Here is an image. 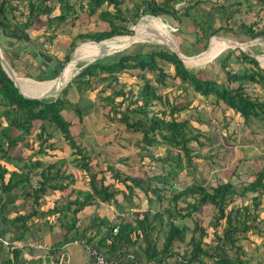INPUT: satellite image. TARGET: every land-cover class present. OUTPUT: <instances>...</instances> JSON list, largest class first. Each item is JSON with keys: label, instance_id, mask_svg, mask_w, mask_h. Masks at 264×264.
I'll use <instances>...</instances> for the list:
<instances>
[{"label": "trees", "instance_id": "16d2710c", "mask_svg": "<svg viewBox=\"0 0 264 264\" xmlns=\"http://www.w3.org/2000/svg\"><path fill=\"white\" fill-rule=\"evenodd\" d=\"M125 1L0 0L2 56L16 72L37 80L51 79L59 73L73 47L80 41L97 42L131 34L130 29L109 19L112 16L115 20L119 18L125 21L126 18L119 15L120 5ZM244 1L250 4L249 0ZM256 1L263 8L264 0ZM174 3L175 0H136L131 6V22L148 14L155 17L167 15L180 23L181 16L174 8ZM19 4L24 9L19 8ZM103 5L111 6L115 11L98 12L97 16L107 23L106 29L104 26L93 27L73 34L62 61L56 59L55 55L49 58H54L56 62L53 64L48 62L49 59L46 62L42 58L46 46L55 38L57 29L72 28L80 18V13L87 20ZM15 13L22 19L17 20ZM195 22L199 24L202 19L197 21L195 18ZM238 27L248 40L264 36V26L257 30L254 24L239 22ZM219 29L220 26L209 30L208 37L217 35ZM59 41L61 43L62 40ZM252 46L249 49L253 53H261ZM224 51L225 54L219 53L209 59L215 63L214 66L210 65L213 73L216 75L221 71L224 75L222 80H217L203 67L184 65L165 45L131 43L112 55L89 63H77V70L65 85L76 92L79 100L74 103L66 99L64 90L49 97L43 95L46 98L24 97L0 66V160L12 167L8 170L0 163V264H76L71 262L64 249L68 244L83 247L81 241L90 244L112 264H169V259H173L171 264H206V260L210 264H249L250 256L243 249L241 239L253 228L250 223L255 224L258 216L256 210L261 197H264V164L245 174L244 180L235 168H231L228 176H216L214 183L205 178L198 181L193 174L191 183L176 187L180 181L178 173L186 168H194L192 157L206 156L190 145L194 142L202 146L199 140L201 136L189 119H177L174 115L186 107L176 106L158 93L148 79H144V73H150L154 83L160 86L167 84V77L177 79L192 94L212 96L211 105L231 110L244 122L253 118L264 125V68L239 48L237 54L231 48ZM260 56L262 54L257 56L259 60ZM11 57L18 59L24 66L25 60L34 61L37 74L31 76L25 69L16 68ZM158 61L171 65L173 73L169 75L165 72ZM231 61L247 63L248 66L242 70H233L229 68ZM47 70L51 75L45 77L42 73ZM123 72L141 79L136 92L130 87L124 90L122 85L115 88L117 76ZM93 81L101 83L99 102L84 103V92L92 90ZM247 82L258 85L262 95H250L245 89ZM109 88H112L109 94L100 95ZM116 97L119 100L115 101ZM155 103L165 108L154 110L151 106ZM90 116L97 119L100 126L103 120H108L110 127L122 124L127 130L139 133L141 136L136 140L140 150L137 151L139 161L147 158V161L159 162L160 172L142 177L120 176L118 170L108 165L113 180L106 183L104 175L97 178V170H94L96 167L89 162V150L78 143L83 132L90 136L84 121L85 117ZM157 146L164 147L163 155H154L150 151V148ZM108 147L113 153L123 148L117 141L109 140L100 149ZM53 151L65 152L66 156ZM98 154L99 150L94 154L97 159ZM74 170H80L81 174H75ZM6 173L8 176L4 180ZM116 182L121 183L123 188L115 186ZM134 189L144 195V208L140 207L143 200L139 195L138 202H134L131 196ZM48 194L57 196L51 206L39 208V200ZM18 196L22 198L21 202L15 204ZM26 196L32 199L29 205L23 204ZM247 196L250 204L235 203L237 198L244 199ZM163 199L166 203L159 208L158 204ZM103 203L112 204L116 213L113 212L110 218L94 214L85 224L78 222L79 213L85 214L90 209L87 207L93 206L91 209H95ZM204 208L206 211L211 210L208 223L213 228L214 238L209 243H203L206 231L202 219L195 216L202 213ZM11 211L14 212L13 216L8 215ZM33 217H42L43 222L38 224L32 221ZM49 217H52V221L48 220ZM156 221L158 226L163 225L164 230L160 248L151 236ZM42 223L48 227V231L54 226L62 228L61 237L49 244L36 240V232L40 230L38 226ZM217 225H221L219 233L215 231ZM115 226L117 232L111 235ZM30 236L36 237V241L45 243L48 248H28L26 252L30 256L24 258V248L27 247L23 243L30 240ZM107 237H110L108 242ZM14 243L19 246L11 247ZM174 244H183L184 248L174 249ZM85 262L86 259L82 264ZM256 264H261V261H256Z\"/></svg>", "mask_w": 264, "mask_h": 264}, {"label": "rangeland", "instance_id": "374dc122", "mask_svg": "<svg viewBox=\"0 0 264 264\" xmlns=\"http://www.w3.org/2000/svg\"><path fill=\"white\" fill-rule=\"evenodd\" d=\"M84 2V0H78ZM162 1V0H157ZM136 2V0H126L120 5L121 13L125 17V21H120L119 18L115 20L112 16L109 19L116 24L124 26V28L130 29L132 28L137 30L139 33V40L135 43H153V44H161L167 41H172L174 45L177 47L178 51L184 55L192 56L197 53H200L198 56L202 55L206 51L207 42L211 36L209 35V30L215 29L220 26V29L217 32L218 37L221 38H231L238 42H246L249 41L245 35L240 31L238 27L239 22L244 24H254V27L259 30L262 26H264V6L261 8L262 4L257 2L256 0H249L250 4L245 3L244 0H175L174 8L177 9L180 14L181 21L178 23L173 20L171 17L165 16H151L148 14H144L139 16L137 19L132 21V4ZM138 2V0H137ZM238 3V4H236ZM77 5H75L76 8ZM19 8H23L21 4L18 5ZM24 9V8H23ZM77 9V8H76ZM100 10H106L110 13H113V9L111 6H102L95 11L92 15H90L87 20L80 13V18L76 21L75 25L72 28H63V35L58 37V40H62L61 43L56 42V38L52 39L51 44L46 46V51L42 58L48 60L53 56L50 53V50H58L60 52L59 61H62V56L65 52H67V43L70 40V36L75 33L84 32L89 28H99L100 26H104L106 29L107 23L100 19L97 16ZM115 12V11H114ZM187 15H186V13ZM15 18L17 20L22 19L17 13H15ZM197 21H201V23H196ZM84 19V20H83ZM82 20V21H81ZM81 21V23H80ZM94 24V26H93ZM106 26V27H105ZM61 28V24L59 25ZM205 30L203 32L201 30ZM175 29V30H174ZM60 31V29H57ZM51 32V30H48ZM70 32V33H69ZM149 34V36L145 35ZM159 34L163 35L162 37ZM129 34H126V36ZM141 35V36H140ZM122 36V35H118ZM118 36H113L106 40H115L113 38H117ZM122 36L120 38L126 37ZM264 37V36H259ZM142 38V39H140ZM217 38L211 37L209 41V51L205 59L200 60L198 62L186 63V66H194V67H203L209 75H214L217 80H222L224 75L221 71H219L216 75L213 73L211 66H214L213 59L210 58L218 55L219 53L225 54V49L231 48L234 49V53H238V48L230 45L229 42H223L216 40ZM55 40V41H53ZM86 41H80L75 49L73 47L72 53V62L74 67L71 69V73L65 75L68 77L66 80L64 79L59 85L55 86L54 89L45 94L48 97L51 95H56L61 92L66 91L65 97L70 103H74L78 98L76 92L71 87H66V82L73 76L74 71L77 70L76 65L77 62L75 57H90L97 53L113 51V48H117L116 45L112 46H104L99 48H87ZM60 42V41H59ZM52 47H48L51 46ZM124 44H121L122 47ZM205 46V48H204ZM255 45L252 48L255 51H260L262 54L260 56L259 66L264 68V42L261 45H258L257 48ZM128 47V46H127ZM249 48V47H248ZM183 51H186L183 53ZM199 51V52H197ZM204 51V52H202ZM251 51V50H250ZM252 52V51H251ZM71 53V52H70ZM116 52L110 53L112 55ZM187 53V54H186ZM253 53V52H252ZM255 54V53H254ZM194 56V57H198ZM89 59V58H86ZM217 59V57H216ZM215 59V61H216ZM52 60V61H51ZM54 60L50 59V63H53ZM162 65V68L169 75L173 73L172 66L158 61ZM196 63V64H195ZM247 63L241 62H230V69L233 70H242L244 67H247ZM45 77L50 76V72L45 71L42 73ZM144 79H148L153 85L156 87V91L160 93L162 96L166 97L169 101L174 102L176 106H185V109H182L174 115L177 119L187 118L190 120L193 128L200 133L199 140L203 143L202 146H198L194 142L190 143L192 147L198 148L200 154L206 155L205 157H192L194 168H186L180 171L178 174V178H180L179 184L176 187L181 188L185 185L191 183L192 175L197 178L198 181L200 179L205 178L211 183H214L215 177L221 176L226 177L230 172L231 168H235V171L238 173L240 177L250 173V171H255L262 163L264 164V125L259 123L257 120L250 118L247 122H244L241 117L233 114L229 109H223L222 107L211 105L213 103L212 96L203 97L197 94H192L189 88L185 84H180L177 79L172 80L170 77L166 78L167 84L164 86L156 85L152 79L150 73H144ZM118 83L115 85V88H118L120 85L123 86L124 90H127L128 87L132 89L133 92H136L138 89V85L142 82L140 78L134 75H129L126 73H120L117 76ZM50 81V80H49ZM47 82V81H46ZM19 85L23 91L26 92L27 95L30 96H38L39 91L45 90L49 85H46V88H39L37 84H32L27 81V83L19 82ZM18 85V86H19ZM45 85V83H44ZM92 90H88L84 92V103L87 101L94 102L98 101L99 93L98 90L101 87V83L97 81L92 82ZM112 88H109L102 92L100 95L109 94ZM245 89L250 95H262V90L258 85L247 82L245 85ZM22 91V92H23ZM44 95V94H43ZM79 100V99H78ZM115 101L119 100V97L114 99ZM99 102V101H98ZM124 106V105H123ZM122 106V107H123ZM151 108L155 109H163L164 105L155 103L151 106ZM100 115V113L98 112ZM72 118L74 119L73 115ZM75 120V119H74ZM84 121L86 122L87 128L90 131V136H87V133H82V135L78 139V143L85 146L90 152V165H95L96 169L91 167L96 171V177L98 178L100 175L105 176V182L108 183L112 181L111 173L107 169L108 165H111L113 168L118 170L120 176L129 175V176H144L145 174H152L160 172V163L155 161H147V158H144L141 162L139 161V155L137 154L138 146L136 145V140L140 138L139 133H135L127 130L122 124L117 125V127H110L108 120H103V125L100 126L97 119H94L93 116L89 118L85 117ZM33 131V130H32ZM203 136V137H202ZM93 140H92V138ZM93 141L89 143V141ZM109 140L117 141L119 144H122L123 148L120 152L113 153L110 150V147L100 149V147L106 144ZM94 142L96 144H94ZM35 144V143H34ZM99 150V159L94 155ZM150 151L154 155H163L164 147L157 146L150 148ZM27 152V151H26ZM30 151H28L29 153ZM56 154L65 155V152L53 151ZM93 152V153H92ZM140 152V150L138 151ZM212 157H208V156ZM96 162V163H95ZM0 163H3L0 160ZM99 163V164H98ZM3 165L8 169H12V167L6 163ZM68 166V165H67ZM63 169V167L61 168ZM67 169L64 168V170ZM190 170V173L188 171ZM75 174H81L80 170H74ZM231 173V172H230ZM84 178H86L85 174H82ZM226 175V176H225ZM8 174L4 175V180L7 178ZM214 177V178H213ZM250 177H248V180ZM115 186L122 187V184L119 182L115 183ZM137 195L142 197V202L140 207L144 208L146 206V200L142 193H139L138 189H134L131 194L134 202L137 201ZM151 198L152 195L150 194ZM53 195L48 194L43 196L39 200L38 207L41 209H45L46 207L51 206V199ZM21 197L18 196L15 200V204L21 202ZM236 199V198H235ZM32 203V199L29 196L25 197V201L23 204L29 205ZM166 201L163 199L160 204H158L159 208H162L165 205ZM235 203H247L250 204V199L247 196L246 198H237ZM112 204H102L97 206V210L93 211V215L97 214L99 217H106L116 212L115 207ZM93 206L87 207L90 208V212H92L91 208ZM139 208V207H138ZM134 210H137L136 208ZM23 211V210H22ZM205 211V212H204ZM114 212V213H113ZM257 218L255 220V224L250 223L251 227L250 231L247 233V236L244 239H241V245L248 256H250L249 264H256V261H261V264H264V197H261V202L258 205V209L256 210ZM14 212H9V216H13ZM107 215V216H106ZM195 216H198L202 219V225L205 228L206 235L203 238V243L212 242L213 236V228L208 223L209 217H211V210L206 211L204 208L202 213H198ZM88 218L86 217L87 221ZM164 218V214H163ZM42 217H33L32 221L36 223L43 222ZM48 220L52 221V217H49ZM82 223V221H81ZM39 231L36 234L45 231H48V227L42 223L39 225ZM162 228V229H161ZM260 232L257 233L256 231ZM215 231L219 233L221 231V225H217L215 227ZM164 234L163 225L158 226L157 221L155 222V228L151 231V236L156 242V246L160 248L162 243V235ZM197 234V232H196ZM38 236V235H36ZM61 236V235H60ZM30 240H35L34 236H30ZM39 238V236H38ZM36 240H40V239ZM42 241V240H41ZM140 242V241H139ZM77 247L78 257L81 255V258L75 259L71 261L72 263H76L79 261L84 262L86 259V255H84V248L79 245H67L65 246L64 251L69 253V249ZM69 248V249H68ZM172 248L181 250L184 248L183 244L180 245H172ZM26 251L28 248H24ZM233 251V249H231ZM28 254V253H27ZM24 255V254H23ZM24 257H28L26 254ZM72 260V259H71ZM173 259H169L168 263L171 264ZM206 264H210L209 260H206Z\"/></svg>", "mask_w": 264, "mask_h": 264}, {"label": "water", "instance_id": "95a60500", "mask_svg": "<svg viewBox=\"0 0 264 264\" xmlns=\"http://www.w3.org/2000/svg\"><path fill=\"white\" fill-rule=\"evenodd\" d=\"M135 34V30L132 28V33L130 35H127V38L126 40L122 43L124 44L122 47L121 46V43L118 41L116 47L117 48H113V51H107V52H102V53H97V54H94L90 57H82V58H79L78 56L75 57L76 61L77 62H86V63H89V62H93L95 60H98L100 58H103L104 56L110 54V53H113V52H117L125 47H127L129 44L131 43H134L136 41H138L139 39H133L132 37L134 36ZM211 37H215V38H218V39H223V40H228V41H231L233 39L231 38H221V37H218L216 35H213ZM210 37V38H211ZM210 38L207 42V45H206V48L204 51L207 50L208 48V45H209V41H210ZM264 37H256L252 40H249V41H246V42H238V41H235L233 40V42H235V45H237L241 51H244L246 52L247 54H249L250 56H252L257 62L260 63V60L257 58L258 55H261V54H254L250 51V49L248 48L249 46L251 45H261V40L263 39ZM142 39V38H140ZM104 41V40H102ZM89 42H94V43H100L101 41H98V42H95V41H89ZM164 44L165 46H167L171 51H173L177 57L181 60L182 63H184V54L180 53L177 49V47L174 45V43L172 41H170V43H162ZM76 46H74V49H75ZM73 49V50H74ZM73 50L71 51L70 55H69V59L67 62H65V64L62 66L61 70L59 71V73L51 78V79H47V80H34V79H31V78H26L25 76H22V75H19V74H16L15 71L12 70V68H10V66L7 64V62L4 60L3 56H2V53H1V50H0V66L1 68L4 70V72L7 74V76L12 80L13 84L15 87H17L18 89V92L21 93L24 97H28V98H46V96H43V95H38V96H30V95H27L25 94L24 92L21 91V89L19 88L17 82L13 79V76L12 75H16L17 77L19 78H23V79H26V80H31L32 82H34L35 84H39L41 82H46L48 80H57L59 78V76L61 75L62 73V70L64 68V66L72 59V53H73ZM202 51V52H204ZM201 53V52H200ZM200 53H197L195 55H192L191 57H194V56H198ZM86 58H89V59H86Z\"/></svg>", "mask_w": 264, "mask_h": 264}, {"label": "crops", "instance_id": "0c3cea01", "mask_svg": "<svg viewBox=\"0 0 264 264\" xmlns=\"http://www.w3.org/2000/svg\"><path fill=\"white\" fill-rule=\"evenodd\" d=\"M63 32H64V30H60V31H55V33H56V36H55V38H56V42H58L59 40V38L58 37H61L62 35H63ZM70 33V32H69ZM4 37H6V36H4ZM71 37V36H70ZM53 41H55V40H53ZM224 42V41H223ZM48 47H52V45L51 46H48ZM50 53H52L53 55H55V57H57L58 59L60 58V52H58V50L56 51V50H50ZM66 53V52H65ZM64 53V54H65ZM63 54V55H64ZM70 55V54H69ZM53 57V56H52ZM44 59V58H43ZM54 59V58H53ZM73 59V58H72ZM45 60V59H44ZM46 62L48 61V60H45ZM52 61V60H51ZM11 62H12V64L13 65H15L16 66V68H19V69H25L27 72H28V74L29 75H31V76H33V75H35V74H37V70L35 69V67H34V61H31V60H29L28 59V61L27 60H25V64H26V66H24V65H22L19 61H18V59H16V58H12L11 57ZM49 63H50V59H49V61H48ZM54 62H56V61H54ZM53 62V63H54ZM53 63H50V64H53ZM13 70V69H12ZM14 71V70H13ZM15 73L16 74H19V75H22V76H25L26 78H30V77H28V76H26V75H24V74H22V73H20V72H16L15 71ZM31 79H34V78H31ZM20 80H24V83H27V81H29V83H32V84H35L34 82H32L30 79L29 80H26V79H23V78H21ZM35 80V79H34ZM37 80V79H36ZM47 80V79H46ZM45 81V80H44ZM49 81V80H48ZM47 81V82H48ZM51 81V80H50ZM51 195V194H50ZM53 195V197H52V199H51V204L53 203V199H55L56 198V196H57V194H52ZM113 207V206H112ZM92 210V212H90V210H87L86 212H85V214L84 213H79L78 214V217H79V220H78V222H81L82 221V224H85L86 223V221H87V219H86V217H91L93 214V211H95V210H97V208H95V210H93V209H91ZM116 213V212H115ZM62 232H63V229L62 228H58V227H56V226H54L53 228H51L50 229V231H45L44 233H42V232H40V233H38L37 235L39 236V238L38 239H40V240H42V241H44V242H46V243H52V242H54V239L55 238H59V237H61L60 235L62 234ZM98 236H96L95 237V239L97 238ZM35 239H36V237H34ZM68 245H71V244H68ZM67 246V245H66ZM69 249V248H68ZM69 252H70V256H69V253L68 252H66L65 251V254H67L69 257H70V259H72L71 261H74L75 259H79V258H81V255H79V257H78V252H77V247H73V248H71V249H69ZM23 254L25 255H27L28 257L30 256V255H28L27 254V252L26 253H24L23 252ZM23 255V256H24ZM84 255H85V251H84ZM28 257H24V258H28ZM83 262L82 261H79V262H77V264H82Z\"/></svg>", "mask_w": 264, "mask_h": 264}, {"label": "bare ground", "instance_id": "6f19581e", "mask_svg": "<svg viewBox=\"0 0 264 264\" xmlns=\"http://www.w3.org/2000/svg\"><path fill=\"white\" fill-rule=\"evenodd\" d=\"M139 33L136 29H135V34L134 36L132 37L133 39H138L139 37ZM147 36L150 37L149 34H145ZM141 36V35H140ZM160 37H162L163 35L159 34ZM127 36L126 37H123V38H119V39H115V40H104V41H101L100 43H94V42H89V41H86V46L87 48H99V47H104V46H112V45H117L118 41L122 44L125 40H126ZM218 41H224V42H229L230 45H232L233 47H238L237 45H235V42H233L232 40L231 41H228V40H223V39H216ZM263 43L264 42V38L261 40ZM165 43H170V41H167ZM209 51V46L207 48V51L205 53H203L202 55L198 56V57H191V56H185L184 57V61H188V62H198L200 60H203L206 58L207 56V53ZM74 67V64L72 62V59L64 66L63 70H62V73L61 75L59 76V78L57 80H51V81H48V82H41L39 84H37L39 86V88H46V85H49L45 90H41L39 91V95H45V94H48L50 93L55 86L59 85L64 79L66 80L68 77H65V75L71 73V69ZM13 76V79L17 82V84L19 85V82H24V80H20L21 78L17 77L16 75H12ZM45 83V85H44ZM20 87V85H19ZM21 90L22 87L20 88Z\"/></svg>", "mask_w": 264, "mask_h": 264}, {"label": "built area", "instance_id": "2783aa9c", "mask_svg": "<svg viewBox=\"0 0 264 264\" xmlns=\"http://www.w3.org/2000/svg\"><path fill=\"white\" fill-rule=\"evenodd\" d=\"M116 232H117V226L112 228L111 235H114ZM109 238L108 237L106 238V242H108ZM74 243H76V242L74 241ZM80 243L82 244V246L86 250V257L87 258H86L85 264H112L110 261H108L105 258V256L102 253L97 251L90 244H87L84 241H81ZM4 244H6V242H4ZM13 246H19V244L14 243L11 247H13ZM23 246H25L27 248H32L34 250H38V249L45 250L48 248V246L45 243H39L36 240H27L26 242L23 243ZM41 259H42L41 262L43 263V257H41ZM50 264H51V262H50Z\"/></svg>", "mask_w": 264, "mask_h": 264}, {"label": "clouds", "instance_id": "9594fccd", "mask_svg": "<svg viewBox=\"0 0 264 264\" xmlns=\"http://www.w3.org/2000/svg\"><path fill=\"white\" fill-rule=\"evenodd\" d=\"M155 17V16H154ZM175 30V29H174ZM132 33V32H131ZM130 35V34H129ZM213 36V35H212ZM104 40H106V39H104ZM102 41V40H101ZM96 42V41H95ZM98 42V41H97ZM130 45V44H129ZM122 50V49H121ZM205 50V49H204ZM120 51V50H119ZM109 55V54H108Z\"/></svg>", "mask_w": 264, "mask_h": 264}]
</instances>
